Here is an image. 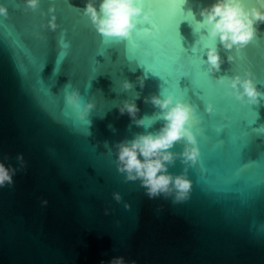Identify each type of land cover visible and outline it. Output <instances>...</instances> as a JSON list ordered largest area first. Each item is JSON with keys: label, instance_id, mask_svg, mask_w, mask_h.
Returning a JSON list of instances; mask_svg holds the SVG:
<instances>
[{"label": "water", "instance_id": "1", "mask_svg": "<svg viewBox=\"0 0 264 264\" xmlns=\"http://www.w3.org/2000/svg\"><path fill=\"white\" fill-rule=\"evenodd\" d=\"M87 2L40 0L33 11L24 0H0L8 9L0 16V162L19 169L17 155L25 161L14 185L0 189V264H100L113 257L136 264H264V99L241 103L216 83L251 71L264 93V25L240 53L217 41L224 62L208 74L207 32L196 33L188 21L178 32L190 63L174 66L168 0L143 6L155 14L139 18L127 46L104 41L83 14ZM214 2L187 0L182 11L191 10L199 21L201 8ZM52 6L55 32L41 27ZM185 71L189 75L179 79L184 98L172 81ZM125 80L131 91L122 90ZM68 84L82 96L79 110L95 104L89 125L65 104ZM162 92L197 109L190 126L200 156L187 172L189 197L179 204L149 200L140 182L125 183L115 164L116 144L164 125L157 119L139 127L118 107L135 99L137 119H156L159 109L145 98ZM184 146L181 141L171 151L181 153ZM184 167L177 158L169 172L179 175Z\"/></svg>", "mask_w": 264, "mask_h": 264}, {"label": "clouds", "instance_id": "2", "mask_svg": "<svg viewBox=\"0 0 264 264\" xmlns=\"http://www.w3.org/2000/svg\"><path fill=\"white\" fill-rule=\"evenodd\" d=\"M40 0H24L26 10L35 11L39 6ZM187 0H182V7ZM260 5L250 6L249 0H215L214 3L200 10L201 20L197 21L195 15L189 10L188 15L192 18L194 31L196 33L204 30L207 32V40L211 41V46H206L207 73H218L224 62L216 47L217 41L224 50L237 53L242 52L255 39L259 25H264V0H255ZM55 7H49L48 14L50 19L46 25L48 30L55 32L59 27L56 23ZM84 16L91 22L95 31L104 38V41H124L132 37L137 29L139 18L143 16L148 20V14L144 12L143 0H99L97 7L96 0H88L85 5ZM8 9L0 5V16L7 17ZM67 45H65L66 47ZM228 62L233 63L236 59L233 55L228 56ZM56 70L54 69V72ZM141 89L144 87V79L137 78ZM218 85H226L230 91L228 95L248 105H258L264 99L262 93L255 82L254 74L246 71L243 76L220 77L216 80ZM71 85L68 84L63 89L65 94V104L69 108L78 110L77 118L88 125L89 113L95 109L94 103H87L83 106L82 96L79 90L69 91ZM133 89V85L125 80L122 90L127 92ZM163 97V98H161ZM137 99L139 96L137 95ZM145 103H151L159 109L156 119L145 117L137 119L139 112L135 99L124 101L118 107L121 116L128 115L133 123L139 127L149 128L155 120L162 119L164 125L158 133L138 135L131 141H122L115 145L116 148V169L118 173L125 177V183L140 182V187L145 190V196L149 200L163 198L171 200L173 204L186 201L192 188V182L187 176L188 169L197 164L200 156L199 149L195 146L196 136L191 129V122L194 120L197 109L190 104L176 99L173 95L161 96L152 95L145 98ZM205 111L211 115L214 108L211 104L206 106ZM219 132L220 129H217ZM184 142V150L181 153L171 151L173 147ZM179 158L185 166L184 171L179 175L169 172V166L174 165ZM7 159V157H5ZM20 168L6 166L0 162V189L12 187L14 176L21 169L25 168L23 154L16 157ZM113 199L121 202L119 193H113ZM48 201L42 200L41 206L47 207ZM125 209L130 205L125 204ZM105 215H109V210L105 209ZM100 264H136L135 261H125L123 257H113L110 261H101Z\"/></svg>", "mask_w": 264, "mask_h": 264}, {"label": "snow or ice", "instance_id": "3", "mask_svg": "<svg viewBox=\"0 0 264 264\" xmlns=\"http://www.w3.org/2000/svg\"><path fill=\"white\" fill-rule=\"evenodd\" d=\"M155 2V0H143V6L144 5H149V4H153ZM168 3H170L173 7L169 13L170 17H171V31L174 35V46H175V50H176V54L173 57V64L175 65H187L188 63H190V57L187 58V60H185L184 57V53L185 50L182 47L181 44V38L179 36V32H178V28L179 25L182 21H188L189 23H193L192 18L187 14L185 15L182 11V0H168ZM154 11H152L150 13V15H148V20L151 19V15H154ZM145 20V21H148ZM258 36V33H257ZM132 37L129 40H124V41H118V43L116 44H121V43H125L126 42V46L128 45V42L131 41ZM112 44V43H109ZM204 46H211V41L207 42L204 44ZM195 49V48H194ZM193 49V50H194ZM127 51V48L126 50ZM151 72V71H150ZM154 75L160 76L159 74L152 72ZM190 72L185 71L183 74L179 75L177 78H175L172 81V86L177 90V92L183 96L185 98L186 96V91H181V89L179 88V79L183 76H187L189 75ZM161 77V76H160ZM195 86L197 89H200L203 91L204 94V89L200 86V84L197 82V78L195 77ZM202 97V96H201ZM200 97V99H201ZM257 117V114H256Z\"/></svg>", "mask_w": 264, "mask_h": 264}]
</instances>
